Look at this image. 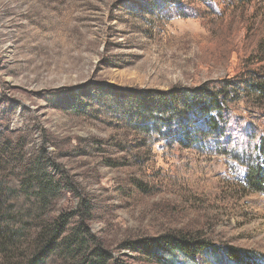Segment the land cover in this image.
Segmentation results:
<instances>
[{
  "label": "rangeland",
  "instance_id": "rangeland-1",
  "mask_svg": "<svg viewBox=\"0 0 264 264\" xmlns=\"http://www.w3.org/2000/svg\"><path fill=\"white\" fill-rule=\"evenodd\" d=\"M252 84L264 0H0V211L23 218L8 229L25 253L56 221L58 240L86 229L106 264H166L152 241L170 234L211 248L175 264H236L229 249L264 264V189L245 181L264 144ZM201 87L228 92L220 135L194 117L169 136L130 120L129 92ZM38 174L53 195H34ZM59 249L48 264L75 261Z\"/></svg>",
  "mask_w": 264,
  "mask_h": 264
},
{
  "label": "trees",
  "instance_id": "trees-1",
  "mask_svg": "<svg viewBox=\"0 0 264 264\" xmlns=\"http://www.w3.org/2000/svg\"><path fill=\"white\" fill-rule=\"evenodd\" d=\"M251 86L256 90L264 91V84H252ZM227 94L228 92L224 88L211 90L208 87H201L191 90L179 89L174 92H129L125 94V97L130 120L134 121L135 124L139 123V127L150 128L151 130L155 126L161 134L169 136L171 128L175 127L174 121L178 120V125L184 128L187 125L185 123H187L188 118L194 117V120L200 121V127H204V130H208L212 134L216 132L217 135H220L221 131L219 129L218 116L216 115L222 110ZM257 157L258 161L255 167H246L245 181L257 190H262L264 189L263 143L257 148ZM33 180L38 188L41 186V190L38 189L34 192V195L39 198L44 193L47 194V192L53 195L59 187L46 174H38L34 176ZM3 204L0 198V207H6ZM19 216H21L20 212L19 214L14 213L9 208L0 211V264H48L45 259L51 256L52 253L54 254L59 248L61 256L75 260L74 262H69V264H106L107 256L100 248L90 249L88 247V243L92 242L93 238L86 233V229L81 231V228L78 227L75 230V232L78 231L77 233H72L71 236L58 240L55 234L52 235L51 233H57V230H59L60 224L56 221L40 224L39 227L37 224L29 225L30 230L35 229V226H37L39 231L33 238V250L30 253H25L26 247H23V241L28 240V236L21 229H8L7 226L8 224L22 222L23 218ZM60 219H65V216H61ZM46 235L48 244L37 245L40 239L43 240ZM152 242L166 258L171 259L177 256L188 258L196 254L198 250L203 252L211 251L209 244L205 241L189 239L185 235H163ZM138 244L140 243H136L137 246H133L139 247ZM212 252H214L213 249ZM217 254H219L218 251ZM227 255L231 256L236 261V264H249L246 263L243 257H239L235 250H227ZM171 259H164V262L166 264H175V261Z\"/></svg>",
  "mask_w": 264,
  "mask_h": 264
}]
</instances>
